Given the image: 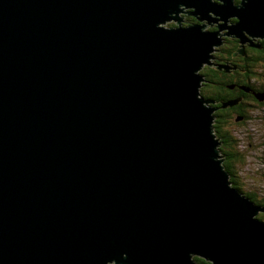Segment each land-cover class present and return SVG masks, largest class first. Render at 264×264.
<instances>
[{"label":"water","instance_id":"obj_1","mask_svg":"<svg viewBox=\"0 0 264 264\" xmlns=\"http://www.w3.org/2000/svg\"><path fill=\"white\" fill-rule=\"evenodd\" d=\"M238 1L0 0V264H264L199 74L220 31L261 49Z\"/></svg>","mask_w":264,"mask_h":264},{"label":"trees","instance_id":"obj_2","mask_svg":"<svg viewBox=\"0 0 264 264\" xmlns=\"http://www.w3.org/2000/svg\"><path fill=\"white\" fill-rule=\"evenodd\" d=\"M188 24L193 25V22H188ZM227 42L230 43V48L227 53V58L230 60L239 47L238 43L233 42V40H227ZM240 62H246L248 64L243 65V68L247 69L248 74L242 77L236 76L235 78H231L225 74L212 72L209 78L211 80L210 86L203 91L210 94L207 98L214 101L216 108L219 109L216 114L219 122L215 124L214 133L221 140L220 150L224 158V167L231 176L233 186L247 195L254 203L264 208V196L262 198L263 200H257L252 193L243 191L240 188L241 184L239 183V179L234 175V165L244 163L245 157L242 155L239 143L231 131L235 128L233 126L237 124L235 123L236 121L242 120L243 122V119L238 118H242L243 116L247 118L246 109L252 106H255V108L264 106V101L259 99L261 97L260 93H264V50L255 49L250 46L247 49V56H243ZM260 70H263V73H260ZM240 99L241 103L239 105L224 108ZM234 115L237 118H233ZM230 122H232L231 125L233 126L225 127V124L229 125ZM263 217L264 215L262 214L258 218L264 222ZM195 261L197 264H212L200 257H195Z\"/></svg>","mask_w":264,"mask_h":264},{"label":"rangeland","instance_id":"obj_3","mask_svg":"<svg viewBox=\"0 0 264 264\" xmlns=\"http://www.w3.org/2000/svg\"><path fill=\"white\" fill-rule=\"evenodd\" d=\"M191 11H192V9H186L184 13H188ZM189 16L193 17V16L188 15V14H183V13L181 14V18H183V19L185 18L186 21H189ZM185 19L182 21V24L185 25V27L191 26L187 22H184ZM179 24L180 23H178V22L169 21V22H167V24H164L163 26L166 28H176V27H179ZM200 25H206L207 26V28L204 29V31L214 32L211 30H216V32H219V27L216 23L215 24L213 23V25H212V24H210V22L206 21V22H200ZM225 31H227V33L229 32L228 30L220 31V33H221L220 38L221 39H226V38L228 39L229 38V37L225 36ZM234 39H237L238 42L240 41V39H238V38H233L230 40L234 41ZM253 40H254L252 42L253 45H258L261 47L262 50H264V46H263L264 38H262V39L261 38H259V39L253 38ZM249 45H250L249 43L238 44L239 48L237 49V51H238L237 53L239 54V57L236 59V61L240 62L241 55H243L244 51L246 52L245 49H247V47H250ZM227 49H229V48H227V46H225V45L215 47V51H219L217 56L222 57L221 59L223 61H220V62H224L225 64H227L225 61H227L228 59H227V56L221 54V52L223 50L227 51ZM212 55L215 57L216 53L214 52V53H212ZM233 65H238V64L233 62ZM204 66L203 67L206 68V67H209L211 65H209V66L204 65ZM237 68L238 67L235 66L232 73H236V72L241 73L237 70ZM243 71L248 72L247 69H243ZM260 73H263V70H260ZM199 74L201 75V73H199ZM260 95L264 99V93H260ZM206 100H208V99H206ZM208 101L213 102L212 106L216 105L214 101H211L210 99ZM240 102H241V100L239 102H237V105H239ZM237 105H234L232 107H235ZM228 107H226V108H228ZM246 116H247V118L244 116L242 118H238V119H243V122H242V120H240L238 122L237 121L235 122L233 120V122L237 123V124H235V126L231 125L232 122H230L229 125L225 124V127H227V126L235 127L231 131L233 132L234 138L239 143L242 155L245 157V162L242 164L238 163L237 165H234L233 171L235 173L234 175H236V177L239 179V181H240L239 183L241 184L240 188L243 191H245L246 193H252L253 195H255L257 200H263L262 198L264 196V106H262L261 108L260 107L255 108V106H252V107L246 109ZM235 117H236V115L233 116V118H235ZM244 118H246V119H244ZM240 122H242V123H240ZM224 123H226V122H224ZM215 135L216 134L213 131V136L215 137ZM215 139H218V138H215ZM219 143H220V147H219V150H220L221 140H219ZM220 160L223 161V165H224V158L222 156L221 150L219 153L218 161H220ZM262 214L264 215V213H260L259 216ZM263 219H264V217H263ZM210 263H212V262H210Z\"/></svg>","mask_w":264,"mask_h":264},{"label":"flooded vegetation","instance_id":"obj_4","mask_svg":"<svg viewBox=\"0 0 264 264\" xmlns=\"http://www.w3.org/2000/svg\"><path fill=\"white\" fill-rule=\"evenodd\" d=\"M240 0L237 2V4L238 5H240ZM188 15H191L190 13L188 14ZM185 19V18H184ZM183 18H182V21L184 20ZM219 21V22H218ZM184 22H193V24H195V25H197V24H200V22H199V20L196 18V17H190L189 16V21H186V19H185V21ZM221 22L222 21H220V19H218L217 18V20H215V21H213L212 23H218L219 24V27L221 28V26H222V24H221ZM234 22H236V20H234ZM217 24V25H218ZM189 25H191V24H189ZM221 25V26H220ZM183 26H185V25H183ZM218 29V28H217ZM211 31H214V32H216V30H211ZM227 33V31H225V34ZM230 39H233V37H229ZM228 38V39H229ZM227 38L224 40V44L223 45H225V46H227V48H230V43L228 42L227 43V40H228ZM229 39V40H230ZM233 42H237L238 44H240V41L238 42V40L237 39H234V41ZM222 45V46H223ZM247 49H248V47H247ZM247 49H245L246 50V52L244 51L243 52V55H241V57L240 58H242L243 56L244 57H246L247 56ZM228 50L229 49H227V51L226 50H223L222 52H221V54H223V55H225V56H228L227 55V53H228ZM238 51H235L234 52V55L232 56V58L229 60L228 58V60L227 61H225L227 64H225L224 62H220V61H223L221 58V56L219 57V56H217L218 55V53H219V51H216L215 53H216V56L214 57V59L212 60V64H211V66H209V67H206V68H204L203 70H202V72H201V74H203V76H204V78H205V82L203 83V88L201 89V94H202V96L205 98V99H208L207 98V96H209L210 94L209 93H206V92H204L205 91V89H208L209 88V86H210V82H211V80L209 79L210 77H211V74H212V72H215L216 74H218V73H220V74H225V75H227V76H230L231 78H235L236 76H239V77H242V76H245L246 74H248V72H245V71H243V65H248L246 62H238V61H236V59L239 57V54L237 53ZM233 62H235V63H237L238 65H233ZM235 66H237L238 68H237V70L239 71V72H241V73H238V72H236V73H232L233 72V69H234V67ZM235 88V87H234ZM204 90V91H203ZM209 100V99H208ZM211 100V99H210ZM241 103V102H240ZM214 108H216V105L214 106ZM218 112V111H217ZM217 112H216V114H217ZM215 114V115H216ZM218 122H219V120H218V118H217V116H216V121H215V124H218Z\"/></svg>","mask_w":264,"mask_h":264},{"label":"bare ground","instance_id":"obj_5","mask_svg":"<svg viewBox=\"0 0 264 264\" xmlns=\"http://www.w3.org/2000/svg\"><path fill=\"white\" fill-rule=\"evenodd\" d=\"M183 10V9H182ZM183 12H185V10H183ZM188 13H190V12H188ZM171 21H173V20H171ZM169 22V21H168ZM204 22H206V21H204ZM167 23V22H166ZM210 24H212L213 25V23H210ZM227 34V33H226ZM225 168V167H224ZM226 170V169H225ZM231 179V178H230ZM231 183H232V181H231ZM232 185H233V183H232ZM234 187V186H233ZM235 188V187H234ZM238 190V189H237ZM246 198H248L249 199V197H247L246 196ZM256 204V203H255ZM257 205V204H256ZM257 206H259V205H257ZM259 207H261V206H259ZM263 208V207H262ZM264 209V208H263ZM258 217H259V215H258ZM258 220H260L259 218H258ZM261 221V220H260ZM263 222V221H262ZM195 257H198V256H194L193 257V262L195 261ZM201 258V257H200ZM203 259V258H202ZM195 263L197 264V262L195 261ZM117 264V263H116Z\"/></svg>","mask_w":264,"mask_h":264}]
</instances>
